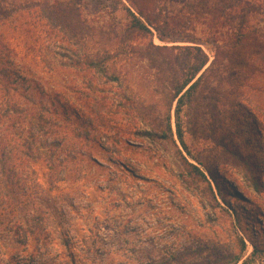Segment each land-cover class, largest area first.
Segmentation results:
<instances>
[{"label":"rangeland","instance_id":"1","mask_svg":"<svg viewBox=\"0 0 264 264\" xmlns=\"http://www.w3.org/2000/svg\"><path fill=\"white\" fill-rule=\"evenodd\" d=\"M133 1L154 16L153 35L129 29L128 0H0V264H235L264 249V190L251 182L264 184V132L251 174L190 131L184 109L189 149L237 195L227 205L209 177L213 193L188 174L168 79L143 51L207 41L210 15ZM173 59L186 66L180 50ZM169 112L177 147L143 135L162 130Z\"/></svg>","mask_w":264,"mask_h":264},{"label":"trees","instance_id":"2","mask_svg":"<svg viewBox=\"0 0 264 264\" xmlns=\"http://www.w3.org/2000/svg\"><path fill=\"white\" fill-rule=\"evenodd\" d=\"M128 1L133 7V10L125 7L130 17L129 29L153 35L151 28L157 30L154 16L133 0ZM168 2L176 7L181 6V12L188 13L190 17L198 12L210 15L207 41L199 40L201 43H195L187 38L184 43L194 44L187 46H157L151 41L143 51L146 59L161 77L168 79L170 105L176 103L177 141L182 152L198 165L188 162L178 149L188 167V174L193 179L198 178L206 182L213 193L209 177L215 183L218 196L230 205L227 197L237 195L226 193L227 190L217 180L219 174H214L206 163L189 149L182 126V113L184 109L189 110L187 115L190 118V131L205 139L214 140L215 145L211 151H220L241 162L251 174L255 171L253 163L259 159L258 152L262 149L256 142L264 132V98L254 100L255 96H251L250 91L255 90L254 93H257L258 97L264 95V16L260 15L264 0H163L164 11H167ZM71 11L76 13L77 8H71ZM161 12L159 9L158 14ZM74 16L77 17V14ZM188 19L181 16L179 21H184L190 26ZM78 29V25H74V31ZM157 37L162 43L170 42L169 38L162 34ZM210 43L211 47L208 46ZM203 44L209 47L212 57L203 48ZM177 50L187 59L182 70L173 59V52ZM104 60L94 58L87 62L91 68L105 73ZM111 79L115 82L121 81L117 75L111 76ZM158 127L157 130L153 129L143 135L151 139L170 140L176 146L170 112L163 129L158 130ZM251 182L258 192L264 190V184H261L258 177L251 175ZM235 225L245 231L244 222L236 211ZM240 243L243 252L246 244L243 239H240ZM258 253L264 256V249L254 246L250 257L244 261L242 257H237L234 263L249 264Z\"/></svg>","mask_w":264,"mask_h":264}]
</instances>
